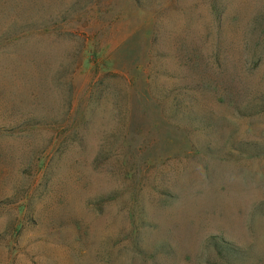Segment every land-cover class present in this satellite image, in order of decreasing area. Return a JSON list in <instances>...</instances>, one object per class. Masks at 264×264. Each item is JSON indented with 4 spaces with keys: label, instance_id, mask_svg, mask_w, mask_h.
Masks as SVG:
<instances>
[{
    "label": "rangeland",
    "instance_id": "1",
    "mask_svg": "<svg viewBox=\"0 0 264 264\" xmlns=\"http://www.w3.org/2000/svg\"><path fill=\"white\" fill-rule=\"evenodd\" d=\"M143 1L0 0V264H264V112L198 96L240 94L245 67L264 97V0ZM146 92L214 125L156 127L128 108Z\"/></svg>",
    "mask_w": 264,
    "mask_h": 264
},
{
    "label": "trees",
    "instance_id": "2",
    "mask_svg": "<svg viewBox=\"0 0 264 264\" xmlns=\"http://www.w3.org/2000/svg\"><path fill=\"white\" fill-rule=\"evenodd\" d=\"M144 2L143 0H136L138 4ZM151 1V0H147ZM173 0H165L164 2H159V6L166 5L170 7ZM157 3V1H156ZM250 26L253 28H258L261 31H264V9L261 8L257 14L252 17L250 21ZM191 44L187 39H182L179 42V51L182 54V60H184L186 72L195 73L198 75L196 79L186 80L189 85H193L194 91L208 89L213 90L212 81L206 80L203 76L206 73L205 63L201 56L198 54H192V49L190 48ZM255 52V49L253 50ZM258 55V53H253L251 55L252 60ZM245 68V67H244ZM244 68L242 69V75L239 79L238 88L241 91L240 94L232 96L229 94L220 95L218 93L207 92L198 95L206 103L217 105L219 108L224 107L225 111H240L245 115H259L264 112V97H261L255 102L254 98L250 93V88L252 83L245 77ZM246 69V68H245ZM248 70V69H246ZM123 81H127L129 84H132V80L128 81L126 75L121 76ZM189 103H194L199 106V99L196 98V95H158L156 98L154 95L146 92V94H138L131 96L128 99V108L133 113H140V117L145 114H152L156 112L158 117L154 119V124L156 127L161 125L165 128H172L179 121H195L199 120L205 126L214 125V121L211 123L208 122L205 114L194 116V111L192 112ZM201 105V104H200ZM184 110V111H183ZM235 113V112H233ZM142 120V119H141ZM264 205V204H261ZM213 251L216 250L218 255H223V259L226 264H239L242 260L248 258V253L245 254L243 250L238 247L231 246H222V245H211ZM246 255V256H245ZM254 264H257L254 262Z\"/></svg>",
    "mask_w": 264,
    "mask_h": 264
}]
</instances>
